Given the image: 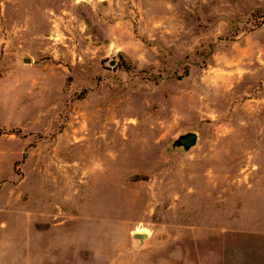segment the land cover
I'll list each match as a JSON object with an SVG mask.
<instances>
[{
  "label": "rangeland",
  "instance_id": "374dc122",
  "mask_svg": "<svg viewBox=\"0 0 264 264\" xmlns=\"http://www.w3.org/2000/svg\"><path fill=\"white\" fill-rule=\"evenodd\" d=\"M0 264H264V0H0Z\"/></svg>",
  "mask_w": 264,
  "mask_h": 264
},
{
  "label": "water",
  "instance_id": "95a60500",
  "mask_svg": "<svg viewBox=\"0 0 264 264\" xmlns=\"http://www.w3.org/2000/svg\"><path fill=\"white\" fill-rule=\"evenodd\" d=\"M27 61V60H26ZM197 142V133L193 131H188L186 133L180 134L175 138L171 144V149L182 148L184 152H188L192 147L195 146ZM146 234L143 233H134L133 237L141 241Z\"/></svg>",
  "mask_w": 264,
  "mask_h": 264
}]
</instances>
